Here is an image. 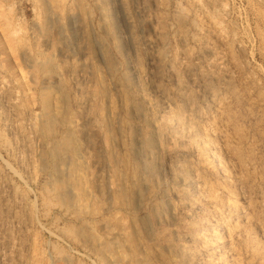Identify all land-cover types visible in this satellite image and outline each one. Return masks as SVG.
<instances>
[{
	"label": "rangeland",
	"instance_id": "obj_1",
	"mask_svg": "<svg viewBox=\"0 0 264 264\" xmlns=\"http://www.w3.org/2000/svg\"><path fill=\"white\" fill-rule=\"evenodd\" d=\"M0 264H264V0H0Z\"/></svg>",
	"mask_w": 264,
	"mask_h": 264
},
{
	"label": "bare ground",
	"instance_id": "obj_2",
	"mask_svg": "<svg viewBox=\"0 0 264 264\" xmlns=\"http://www.w3.org/2000/svg\"><path fill=\"white\" fill-rule=\"evenodd\" d=\"M43 64H44V63H43ZM43 64H42V65H43ZM45 66H46V65H45ZM45 69H46V68H45ZM48 70H49V69H48ZM49 72H50V71H49ZM47 113H48V112H47ZM48 119H49V118H48ZM49 122H50V124L53 123V122H54V119H53L52 117H50ZM63 143H65V141H64ZM63 143H61V144L58 143V145H56L57 147L54 148L55 152H58V151H60L61 149H63V148H62V147H64V146L62 145ZM66 143H67V142H66ZM66 143H65V144H66ZM59 144H60V145H59ZM52 145H53V144H52ZM65 147H66V146H65ZM66 148H67V147H66ZM54 150H53V152H54ZM64 151H65V150H64ZM55 152H54V153H55ZM62 152H63V151H62ZM57 155H58V154H57ZM53 157H54V155H53ZM62 157H63V156H62ZM57 158H58V156H57ZM56 164H57V163H56ZM59 166H60V165H59ZM54 167H57V166L54 165ZM54 169H55V168H54ZM56 169H57V168H56ZM59 169H60V168H59ZM63 169H64V168H63ZM58 175H59V174H58ZM61 175H62V173H61ZM62 184H63V183H62ZM68 185H69V183H68ZM64 187H65V185H64ZM61 188H62V187H61Z\"/></svg>",
	"mask_w": 264,
	"mask_h": 264
}]
</instances>
